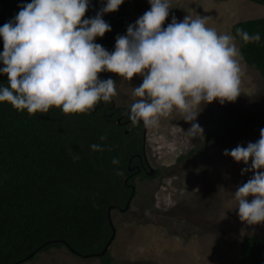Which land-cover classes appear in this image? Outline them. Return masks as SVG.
<instances>
[{"label":"clouds","instance_id":"9594fccd","mask_svg":"<svg viewBox=\"0 0 264 264\" xmlns=\"http://www.w3.org/2000/svg\"><path fill=\"white\" fill-rule=\"evenodd\" d=\"M122 3L107 0L94 18H84L89 0L25 4L14 21L0 26V73L8 81V86H0V102L20 112L26 109L30 116L47 114L52 107L64 114H90L101 101L111 102L117 95L115 81L100 79V73L112 72L129 81L140 75L142 83L133 93L139 99L130 108L133 125L143 121L146 128L158 127L161 118L175 110L191 123L188 131L194 137L203 135L195 122L200 105L235 102L242 92L245 67L234 37L218 33L199 16L181 22L173 17L163 27L170 0H149L150 10L127 27L126 35L117 36L115 50L109 52L95 38L111 31L102 14L117 11ZM237 33L245 44L261 39L258 32L250 35L238 28ZM89 147L103 151L98 144ZM224 155L245 165L251 161L242 174L252 171L253 176L234 192L238 216L248 225L264 223V128L256 142L225 149ZM112 162L119 163L115 158Z\"/></svg>","mask_w":264,"mask_h":264},{"label":"rangeland","instance_id":"374dc122","mask_svg":"<svg viewBox=\"0 0 264 264\" xmlns=\"http://www.w3.org/2000/svg\"><path fill=\"white\" fill-rule=\"evenodd\" d=\"M170 3L163 27L173 17L181 22L186 16H199L218 33L232 35L229 27L233 22L264 15V4L251 0H170ZM123 5L133 24L151 7L149 0H124ZM241 63L245 67L241 95L235 102L221 104L216 100L201 104L195 122L204 133L233 121L239 112L237 121L198 150L187 154L191 147L201 143L202 134L194 137L188 131L191 123L178 111L161 118L158 127L146 128L143 150L147 171L152 172L144 177L136 173L130 176L133 190L126 209L112 204L106 208L114 229L105 248L110 264L235 262L239 258L238 241L243 236H264V223L248 225L239 219L234 195L253 176L252 171L242 174L251 161L245 165L224 155L225 149L231 151L237 145L246 147L249 142H256L260 129L264 128V78L243 60ZM112 79L117 90L116 102L125 101L131 106L139 99L133 93L142 83L140 75L131 81L119 75H112ZM18 264L100 262L97 256H80L60 246L40 251Z\"/></svg>","mask_w":264,"mask_h":264},{"label":"trees","instance_id":"16d2710c","mask_svg":"<svg viewBox=\"0 0 264 264\" xmlns=\"http://www.w3.org/2000/svg\"><path fill=\"white\" fill-rule=\"evenodd\" d=\"M251 1L264 4V0ZM30 2L0 0V26L14 21ZM103 7V0H89L84 18H94ZM102 18L109 19L106 13ZM107 23L111 31L96 37L95 43L127 31V21L114 19ZM238 28L250 35L260 33V42L245 44ZM229 31L243 61L264 78V15L237 20ZM0 86H8L6 74L0 73ZM238 115L231 122L205 131L201 143L187 154L236 122ZM102 136L106 139L101 140ZM91 144L101 145L103 151H92ZM140 146L139 127L124 132L99 111L64 114L52 107L47 114L30 116L26 109L20 112L8 102H0V264H18L40 251L60 246L80 256L97 252L94 256L100 264H110L108 252L99 253L110 233L106 208L109 204L123 206L131 194L124 183L126 176V182L131 181L126 163L129 157L130 164L135 161L133 153L140 152ZM73 155L79 159L74 161ZM114 158L118 164H113ZM146 175L141 172L139 177ZM33 249L34 254L26 258ZM238 250L237 261L220 264H264V236H243Z\"/></svg>","mask_w":264,"mask_h":264},{"label":"flooded vegetation","instance_id":"af4514ba","mask_svg":"<svg viewBox=\"0 0 264 264\" xmlns=\"http://www.w3.org/2000/svg\"><path fill=\"white\" fill-rule=\"evenodd\" d=\"M104 2V6L107 3V0H103ZM123 3L122 5H120L119 9L117 11H113V12H107V16H108V21H112L114 19H118V20H124L127 21L128 26L130 24H133V19L131 18V16L129 14L126 13L124 7H123ZM127 31L123 34L126 35ZM116 38L114 37L113 39H110L109 41L107 40H98V44H101L105 49H107L109 52H112L115 50V43H116ZM112 75H118L115 73H110V72H103L100 73V79H108L111 78L112 79ZM130 83V82H129ZM125 101H117L115 100V98L113 97L111 102H104L101 101L96 108L92 111H99L102 115L105 116V118H112V120L115 122L116 125L120 126L122 128V130L124 132L128 131V129L130 128H138L139 127V133H140V152H136L133 153L134 155V159L135 161L132 162V164H130L131 162V157H129L127 159V163H126V168L129 171V174H133L136 173L138 176L140 175L141 172H147V161H146V157L144 155V150H143V145L145 144V135H146V127H143V124L141 122L133 125V123L130 120V108L131 106L124 104ZM141 171V172H140ZM128 174V175H129ZM147 174V173H146ZM148 176L150 174H147ZM127 177V176H126ZM124 177V183L130 188V192L133 190V188H131V186H133L132 180L130 182H126ZM116 206L118 209H121L120 206L114 205ZM122 207V206H121Z\"/></svg>","mask_w":264,"mask_h":264},{"label":"water","instance_id":"95a60500","mask_svg":"<svg viewBox=\"0 0 264 264\" xmlns=\"http://www.w3.org/2000/svg\"><path fill=\"white\" fill-rule=\"evenodd\" d=\"M140 122L143 124V121H140ZM143 127H144V124H143ZM151 172H152L151 170L147 171V173H149V174H150ZM129 197H130V195L128 196V199H127V201L125 202L124 206L121 208V210H124V209L127 208L128 203H129V201H128V200H129ZM108 209H109V207H108ZM107 218H108V223H109V225H110L111 233H110L109 237L106 239V241H105V243H104L102 249L99 251V253H102V252L105 250L106 245L109 243L110 239L112 238V236H113V234H114V229H113V227H112L111 224H110V220H109L108 214H107ZM35 250H36V249H33L32 251H30V252L26 255V258L32 256V255L34 254ZM95 254H97V252L90 253L89 255L94 256ZM15 263H18V261H15Z\"/></svg>","mask_w":264,"mask_h":264}]
</instances>
